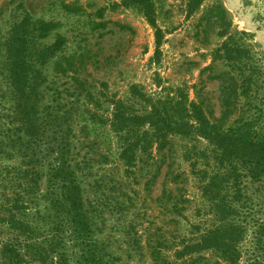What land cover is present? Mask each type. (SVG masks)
Instances as JSON below:
<instances>
[{
	"label": "rangeland",
	"instance_id": "obj_1",
	"mask_svg": "<svg viewBox=\"0 0 264 264\" xmlns=\"http://www.w3.org/2000/svg\"><path fill=\"white\" fill-rule=\"evenodd\" d=\"M190 2L0 0V207L21 171L38 173L36 207H49L50 171L67 161L80 164L105 264H264V178L252 181L241 167L240 178L226 176L215 147L196 135L159 141L149 116L180 89L220 120L226 74L251 90L225 126L242 118L264 126V0ZM43 23L56 26L45 36ZM58 40L60 50L47 55ZM225 44L243 50L240 71L218 53ZM117 113L137 122L118 134ZM220 199L226 220L214 207ZM222 221L240 228L228 261L216 248L193 247Z\"/></svg>",
	"mask_w": 264,
	"mask_h": 264
},
{
	"label": "trees",
	"instance_id": "obj_2",
	"mask_svg": "<svg viewBox=\"0 0 264 264\" xmlns=\"http://www.w3.org/2000/svg\"><path fill=\"white\" fill-rule=\"evenodd\" d=\"M196 1L191 0L189 8L195 7ZM55 26L43 23L42 31L45 36ZM19 28H22V25ZM19 35L16 41L21 40ZM155 38V58L159 59L162 43L159 30L156 31ZM63 43L64 40L56 41L46 50L47 55H54ZM19 44L21 45L22 41ZM221 52L229 61L235 63L233 69L240 71L239 68L246 60L243 50L237 48L231 51L225 44L218 51ZM12 68L13 75L19 78L18 64H14ZM218 80L225 84L222 96L224 110L220 120L211 119L213 117L207 115L201 99L190 101L188 95L178 89L173 96L167 97L165 103L159 101L158 104L162 106L154 108L149 114L152 116L154 137L164 142L168 136L187 138L196 135L215 147L218 152L217 162L228 172L226 176L232 173L236 179L240 178L237 169L241 167L252 181H259L264 178V126L259 127L256 121L243 118L234 125L225 126L226 120L232 116V109L236 110L238 107L240 96L249 97L251 82H246L245 79L243 85L239 86L234 77L226 74ZM238 89H242L240 94ZM115 117L113 127L118 134L129 128L128 121L137 122L136 118L125 120L121 113H117ZM24 118H27L28 124L31 123L29 113L24 115ZM79 167L80 164L72 165L67 161H60L52 169L49 167L51 171L46 193L49 207L43 209L36 207L41 196V179L37 177L38 173L21 171L16 174L13 197L7 205L0 207V228L5 227L8 235L4 240L0 237V264H105L84 210L82 189L76 174ZM219 195L220 190L216 189V195L212 198H218ZM214 207H223L218 213L226 220L225 216L229 210L226 207L229 206L220 199ZM222 222L215 231L209 233L204 242L193 247L199 250L216 248L222 252L223 259L228 261L225 254L231 249L234 239L239 236L240 228L232 223Z\"/></svg>",
	"mask_w": 264,
	"mask_h": 264
}]
</instances>
